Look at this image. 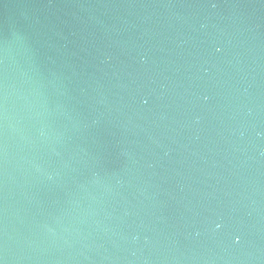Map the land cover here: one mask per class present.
<instances>
[{
    "label": "water",
    "instance_id": "1",
    "mask_svg": "<svg viewBox=\"0 0 264 264\" xmlns=\"http://www.w3.org/2000/svg\"><path fill=\"white\" fill-rule=\"evenodd\" d=\"M0 264H264V0H0Z\"/></svg>",
    "mask_w": 264,
    "mask_h": 264
}]
</instances>
